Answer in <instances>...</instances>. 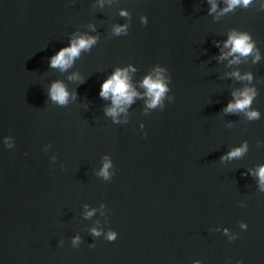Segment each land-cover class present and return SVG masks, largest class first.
I'll list each match as a JSON object with an SVG mask.
<instances>
[{"label": "water", "instance_id": "95a60500", "mask_svg": "<svg viewBox=\"0 0 264 264\" xmlns=\"http://www.w3.org/2000/svg\"><path fill=\"white\" fill-rule=\"evenodd\" d=\"M209 7L0 0V264H264V192L248 174L264 164V10L260 0L221 16ZM125 24L127 36L113 34ZM233 29L251 34L260 62L216 59L214 42ZM84 33L98 37L92 49L63 73L49 68ZM129 65L134 83L165 68L174 102L161 111L137 99L114 123L100 83ZM74 73L84 83L69 80ZM56 80L77 94L67 106L47 98ZM244 87L256 90L250 110L259 119L222 111ZM244 142L243 156L220 160ZM105 158L115 173L108 180L98 175Z\"/></svg>", "mask_w": 264, "mask_h": 264}, {"label": "clouds", "instance_id": "9594fccd", "mask_svg": "<svg viewBox=\"0 0 264 264\" xmlns=\"http://www.w3.org/2000/svg\"><path fill=\"white\" fill-rule=\"evenodd\" d=\"M210 5L208 15L216 14L217 16L226 15L229 12L235 11L237 8L247 9L248 6L255 2V0H222L225 5L219 8L218 0H206ZM261 10H264V0H260ZM121 16H126V11H121ZM141 23L147 25V17H141ZM91 27V26H90ZM95 29H93L94 31ZM113 34L116 36H127L128 26L117 25L113 27ZM98 42V37L90 36L86 33L75 34L69 41L68 46L62 47L54 55L49 57L48 66L52 69H58L60 72L67 71L73 66L74 62L80 58L83 52L90 51L92 47ZM215 47L219 50L220 55L216 59L223 61L228 60L229 66L240 64L246 61L248 57L252 58V63L261 61V53L256 45V41L248 32H241L239 30H231L227 38L223 41H215ZM231 57V59H229ZM136 68L129 65L125 68L117 67L111 74H109L100 83L98 97L106 102H110V106L104 108V114L111 117L114 123H119L118 117L126 113L128 108L135 103L137 99L145 101L147 109H157L161 111L165 109L164 101L167 99L169 104L174 102V96H169L171 91L169 85L171 84V77L166 74V69L160 66L155 67L151 72L146 74L138 83H134L132 73ZM229 76L239 81H249L253 79L252 73L240 74L239 71H234L228 74ZM69 80L79 81L81 84L84 81L78 74H73L68 77ZM75 92H70L63 81H53L47 89V98L52 103L64 107L67 106L70 100L76 98ZM257 93L254 87H244L231 93L232 99L222 109L225 114L244 113L249 120H256L260 118V113L257 110H250L252 102ZM6 148H12L13 142L10 138L4 140ZM259 146V145H258ZM247 151V142L242 143L239 147L230 149L221 157V161H228L240 158ZM112 167L111 163L105 158V163L98 173L100 177L105 180L110 179V176L115 174L109 173V168ZM255 176L260 191L264 192V164L258 166L254 171L248 173ZM243 206V205H242ZM92 212H87V216H91ZM242 230H247V224L241 223ZM92 234L99 236L100 233L95 229ZM79 237L72 240V245L75 247L79 243ZM106 241L113 242L117 239V233L110 230L105 236ZM233 240L237 236L232 237ZM63 242L61 241V244ZM195 264H200L196 261ZM236 264H243L242 260L236 261Z\"/></svg>", "mask_w": 264, "mask_h": 264}]
</instances>
